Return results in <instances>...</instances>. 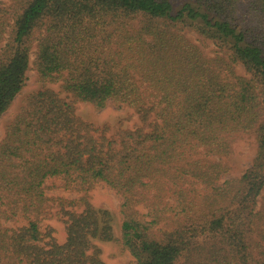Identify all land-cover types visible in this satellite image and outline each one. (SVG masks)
Here are the masks:
<instances>
[{
	"label": "trees",
	"instance_id": "16d2710c",
	"mask_svg": "<svg viewBox=\"0 0 264 264\" xmlns=\"http://www.w3.org/2000/svg\"><path fill=\"white\" fill-rule=\"evenodd\" d=\"M30 67L0 139V264H104L95 241L129 264H264V0H0V117ZM77 102L126 114L98 126ZM98 183L120 196L117 237Z\"/></svg>",
	"mask_w": 264,
	"mask_h": 264
},
{
	"label": "rangeland",
	"instance_id": "374dc122",
	"mask_svg": "<svg viewBox=\"0 0 264 264\" xmlns=\"http://www.w3.org/2000/svg\"><path fill=\"white\" fill-rule=\"evenodd\" d=\"M187 37L197 43L204 52L211 55L214 46L209 41H203V39L194 33L193 31L186 32ZM33 55L30 56V61ZM31 65V64H30ZM236 72L244 74V70L240 65H236ZM36 74L34 70L30 69L26 72V79L24 86L19 94L15 96L9 108L0 117V139L3 136L5 125L12 118L19 106L22 104L27 94L38 88ZM52 89L59 92V86L57 84L49 85ZM61 96H64L61 93ZM76 114L82 119L94 123L98 126L108 125L112 127L121 119L126 113L115 109L113 105L107 104L105 108L101 110H95L91 105L84 102L76 103ZM135 118V116H134ZM130 124V123H129ZM255 153V139L252 132L238 135L232 143V153L224 161L229 165L230 172L228 176H238L245 168H247L251 162V159ZM49 179L46 184L51 182ZM46 194L62 195L64 197H75L76 193L63 192L60 189H46ZM90 201L95 207L105 208L110 211L113 216V230L114 236H118V204L120 202V196L110 190L103 183L95 185L93 190L89 193ZM23 223L21 220L18 224ZM48 225L52 228V235L58 242L63 241L62 224L55 220H43L40 222L41 230ZM95 245L99 248L100 258L104 264H129L130 256L126 251H123L120 245L115 241H95Z\"/></svg>",
	"mask_w": 264,
	"mask_h": 264
}]
</instances>
